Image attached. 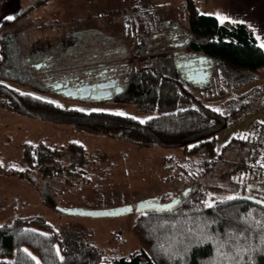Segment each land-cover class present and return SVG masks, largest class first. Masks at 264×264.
Listing matches in <instances>:
<instances>
[{
    "label": "trees",
    "instance_id": "16d2710c",
    "mask_svg": "<svg viewBox=\"0 0 264 264\" xmlns=\"http://www.w3.org/2000/svg\"><path fill=\"white\" fill-rule=\"evenodd\" d=\"M49 1L32 0L20 15L2 23L0 33ZM123 1L124 8L116 14L126 15L122 16L124 29L135 32L133 48L127 41L85 24L80 31L67 32L73 44L61 37L52 50L59 49L66 80L72 82L76 77L91 82L102 67L110 68L124 78V96L142 112L152 114L150 119L141 123L117 113L66 108L3 83L0 106L78 131L122 139L138 148L179 149L190 158L201 156L203 172L195 179L198 186L181 196L172 209L138 214L133 232L141 250L130 257L106 260L94 244L66 249L52 224L32 215L0 224V264H264V204L243 198L264 202V122L252 135L233 138L221 153L215 147L216 135L248 113V100L261 89L255 83L264 77L263 49L247 25L222 23L214 15L199 13L195 0L182 4L185 27L180 21L169 25L171 22L151 20L149 12L138 6L133 7L139 11L130 19V0ZM126 34L128 40L129 32ZM7 47H0V64ZM198 58L210 64L208 80L200 83L202 89L219 88V93L230 94L224 111L203 103L190 88L194 82L179 64ZM211 76L216 82H209ZM65 151L76 154L85 148L75 142L25 143V167L17 176L43 195L45 181L64 170ZM207 181L214 184L208 186ZM224 189L239 194L231 200L210 196Z\"/></svg>",
    "mask_w": 264,
    "mask_h": 264
},
{
    "label": "rangeland",
    "instance_id": "374dc122",
    "mask_svg": "<svg viewBox=\"0 0 264 264\" xmlns=\"http://www.w3.org/2000/svg\"><path fill=\"white\" fill-rule=\"evenodd\" d=\"M21 1L25 8L32 3V0ZM173 1L130 0L129 6L147 10L149 18L156 22H171L168 24L172 25L180 21L185 27L187 18L183 5ZM49 2L22 16L24 18L16 22L15 26L0 33V47L8 46L7 52L1 54L4 63L0 64V83L66 108L124 113L140 121L150 119L152 114L142 112L124 96L113 99L117 106L98 100L72 99L58 91V84L66 80L67 75L63 72L59 49L53 51L52 47H58L61 37L68 38L65 40L67 44H73V38H69L72 35L68 36L67 32L80 31L88 24L90 28L127 41L133 48L131 41L136 38V34L124 29L122 16L126 15L116 14L117 9L124 8L125 1ZM113 9L115 11L111 15L105 14ZM138 11L133 8L130 17L129 11L127 16L132 19ZM198 12L202 13L199 7ZM177 38L175 40L181 42V38ZM81 78L73 80L74 88L82 87L84 81ZM210 79L209 82H216L212 76ZM255 84L261 89L248 100L251 101L248 113L216 135L217 153H221L233 138L252 135L256 126L264 122V77ZM189 85L194 96L203 103L218 110L228 108L229 92L219 93V88L202 89L203 84L195 82ZM245 101L243 99L240 103ZM40 140L49 145L75 142L85 148L84 152L76 154L65 151L62 157L64 170L53 176L52 180L45 181L47 185L44 186L43 195L26 179L17 176V171L25 167L22 160L25 143ZM202 160L201 156L190 158L179 149L138 148L122 139L78 131L67 124L22 115L0 106V224L8 223L18 216H39L60 233L66 249H73L80 244H94L106 260L130 257L141 250L133 232L139 212L95 217L71 214L68 210L136 208L146 200L165 203L181 198L198 186L195 179L203 172L200 167ZM1 169L13 175H3ZM211 184L214 182H206L208 186ZM238 194L224 189L210 196L217 200Z\"/></svg>",
    "mask_w": 264,
    "mask_h": 264
},
{
    "label": "crops",
    "instance_id": "0c3cea01",
    "mask_svg": "<svg viewBox=\"0 0 264 264\" xmlns=\"http://www.w3.org/2000/svg\"><path fill=\"white\" fill-rule=\"evenodd\" d=\"M184 1L185 0H175L178 4H183ZM195 1L203 14L214 15L220 22L221 19H223V23H242L247 25L253 31L259 46L261 47V45L264 44V0ZM171 2L174 1L171 0ZM23 9L24 6L21 0H3L0 3V26L6 20V17H16L21 14ZM22 18L24 17H21L18 22L21 21ZM15 25L16 24L12 26ZM9 28L5 30H9ZM261 48L264 51V47Z\"/></svg>",
    "mask_w": 264,
    "mask_h": 264
},
{
    "label": "water",
    "instance_id": "95a60500",
    "mask_svg": "<svg viewBox=\"0 0 264 264\" xmlns=\"http://www.w3.org/2000/svg\"><path fill=\"white\" fill-rule=\"evenodd\" d=\"M204 58H198L196 60H184L182 63H180V66H185V67H190V66H195L196 61H198L199 65L202 64L204 62ZM210 76V71L209 70H205L204 68L199 69L198 67L195 68L194 71L192 72H188L187 73V78L189 81L195 82V83H202L208 80ZM69 83L68 82H63L59 84V88L67 86ZM117 84V81L105 84V87L108 86H114ZM93 88V86L91 85H84L82 88H80V90H82V97H86L89 96L91 93V89ZM65 94L68 96H73V97H77L78 95V91L77 90H73V89H68L65 91ZM243 198H247L250 199L252 201H256V202H260L262 204H264L263 201L256 199L254 197H250V196H244ZM181 201V198H176L170 202H159L156 200H146L143 202H140L137 207H122V208H116V209H112V210H97V211H88V210H79V209H73V210H68L69 213L71 214H77V215H84V216H117V215H121L124 214L126 212H133V211H137L139 213H143V212H152V211H161V210H169L174 208L175 206H177Z\"/></svg>",
    "mask_w": 264,
    "mask_h": 264
},
{
    "label": "flooded vegetation",
    "instance_id": "af4514ba",
    "mask_svg": "<svg viewBox=\"0 0 264 264\" xmlns=\"http://www.w3.org/2000/svg\"><path fill=\"white\" fill-rule=\"evenodd\" d=\"M198 67L199 69L204 68L205 70H208L209 65L206 62H203V65L198 63V61H196L195 66H190V67H186V69H184L185 74L187 75L188 72H192L195 70V68ZM117 81V84L114 86H108L105 87V84L111 83ZM63 82H68L69 84L67 86L61 87L59 88L58 91L63 92L64 96H67L69 98H75V99H84V100H98V102H106V103H113L115 104V98H117L118 96H124V92H125V83H123L121 81L120 78H118V74L114 73L113 71H111L110 68L108 67H102L100 69L99 74L97 75V77L92 80L91 82H84L83 85H81L82 87L84 85H91L93 86V88L91 89V93L89 96L86 97H82V90H80V88L82 87H77L74 88L72 86V81L69 80H62L60 83ZM59 83V84H60ZM58 84V86H59ZM68 89H73V90H77L78 91V95L77 97H73V96H68L65 94V91ZM57 91V89H55V92ZM57 91V92H58ZM125 98H127L126 96H124ZM123 103V102H122ZM117 105V104H115ZM119 106V105H117Z\"/></svg>",
    "mask_w": 264,
    "mask_h": 264
},
{
    "label": "snow or ice",
    "instance_id": "6c2138e0",
    "mask_svg": "<svg viewBox=\"0 0 264 264\" xmlns=\"http://www.w3.org/2000/svg\"><path fill=\"white\" fill-rule=\"evenodd\" d=\"M15 17L13 16H8L6 17V19L8 20H13ZM221 22L223 23V19H221ZM261 47H264V44L261 45ZM117 115H124V113H117ZM133 119H135V117H133ZM144 121H141V123H143ZM229 200L231 199H235V197H228ZM208 207H212L213 205L212 204H208L207 205ZM34 259V258H33Z\"/></svg>",
    "mask_w": 264,
    "mask_h": 264
}]
</instances>
